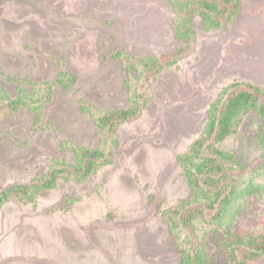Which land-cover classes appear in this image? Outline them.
<instances>
[{
  "label": "rangeland",
  "instance_id": "obj_1",
  "mask_svg": "<svg viewBox=\"0 0 264 264\" xmlns=\"http://www.w3.org/2000/svg\"><path fill=\"white\" fill-rule=\"evenodd\" d=\"M184 1V0H177ZM172 0H0V93L13 100L54 85L41 112L0 108V193L27 185L57 164L75 165L76 148L113 154L83 181L59 179L35 203L17 197L0 209V264H180L184 243L164 213L191 190L178 156L204 131L208 110L234 84L264 90V0H244L234 20L204 30L196 19L191 54L165 65L140 117L102 131L100 113L132 107L128 64L120 54L160 58L187 42L177 33ZM59 61V63L57 62ZM62 73L77 76L68 90ZM250 116L223 148L246 176L227 230L264 220V147ZM207 246L219 256L211 237ZM264 264V261L254 263Z\"/></svg>",
  "mask_w": 264,
  "mask_h": 264
},
{
  "label": "trees",
  "instance_id": "obj_2",
  "mask_svg": "<svg viewBox=\"0 0 264 264\" xmlns=\"http://www.w3.org/2000/svg\"><path fill=\"white\" fill-rule=\"evenodd\" d=\"M172 2L177 33L187 42V48L160 58H137L134 63L130 56L120 54L119 58L128 64L129 74H135L127 83L130 90L135 88L131 95L132 107L100 113L82 104V110L102 131L116 133L119 125L140 117L152 97L148 93H139L134 84L149 90V85L162 74L165 65L174 66L191 54L196 43V19L202 20L204 30H219L234 20L244 4V0ZM76 82L77 76L62 73L55 85L68 90ZM53 88L54 85L48 84L45 90L25 92L15 100L0 93V108L7 109L9 115L23 108L41 112L52 99ZM250 116L260 120L259 135L264 147V90L254 84L243 83L226 87L219 99L211 104L203 133L177 158L191 194L188 199L165 211L164 218L170 232L184 243L180 264H254L264 261V220L247 230L226 229L246 176L237 155L226 151L222 144L237 136ZM75 154V165L57 164L48 174L30 184L13 185L2 191L0 209L14 197L23 203H35L39 194L54 189L59 179L83 181L100 167L113 162V154L102 150L81 147L75 149ZM262 161L264 170V154ZM211 237L220 257L218 261L211 256L207 246Z\"/></svg>",
  "mask_w": 264,
  "mask_h": 264
}]
</instances>
